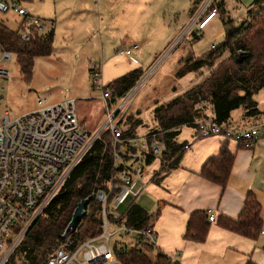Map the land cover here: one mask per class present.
I'll list each match as a JSON object with an SVG mask.
<instances>
[{
  "label": "rangeland",
  "instance_id": "rangeland-1",
  "mask_svg": "<svg viewBox=\"0 0 264 264\" xmlns=\"http://www.w3.org/2000/svg\"><path fill=\"white\" fill-rule=\"evenodd\" d=\"M3 1L10 5L19 2L30 17L41 21L44 32L49 21H54L55 35L51 54L34 59L29 80L21 75L13 53L11 61L1 63L9 74L0 78V111L16 118L38 110V101L54 105L74 100L79 125L90 135L101 131L107 121L101 93L92 87L94 72H99L105 88L132 71L142 72L139 83L122 99L127 101L117 114L119 124L128 116L139 119L141 125L136 131L139 136L156 128L153 120L156 107L168 104L206 78V69L177 77L180 59L188 52L200 57L225 39L216 13V19L199 32L200 39L192 40V32L197 31L196 27H189L192 18L202 11L206 14L214 10L209 11L210 5L206 7L205 2L196 7L189 0ZM252 1L226 0V15L239 25ZM0 24L9 33L18 36L27 33L23 17L13 11L0 13ZM133 46L138 49L126 56L124 52ZM241 111L235 110L233 119ZM159 171L160 167L157 174ZM130 201L128 197L116 207V212L124 214Z\"/></svg>",
  "mask_w": 264,
  "mask_h": 264
},
{
  "label": "trees",
  "instance_id": "trees-1",
  "mask_svg": "<svg viewBox=\"0 0 264 264\" xmlns=\"http://www.w3.org/2000/svg\"><path fill=\"white\" fill-rule=\"evenodd\" d=\"M196 7L206 0H189ZM226 0H212L209 11L214 9L225 34L224 41L218 46L196 57L191 52L180 59L177 77L188 73L208 71L206 78L199 84L185 91L168 104L153 110L155 130L163 133L158 140L163 142L166 151L162 155L159 174H154L157 183L162 175L174 169L183 153V145L176 143L182 127H194L204 118L203 110L209 106L214 121L219 126L226 125L230 115L238 109L244 110V118L260 116L255 96L264 91V0H254L246 10V18L239 25L228 17L224 9ZM209 13V12H208ZM200 39L199 32H192V40ZM54 40L53 23L47 32L36 34L29 42H23L15 33H9L0 24V44L4 51L13 53L21 75L29 80L32 76L34 59L51 54ZM140 70L132 71L106 86L112 103H118L139 83ZM199 105L204 107L199 109ZM141 121L128 116L122 124V137L135 138ZM124 127V128H123ZM112 137L107 131L92 144L81 162L72 171L63 187L45 209L43 215L27 232L18 249L24 264H45L48 256L62 242V235L71 221L72 214L82 200L89 198L83 218L76 224L69 235L74 245L99 234L101 223V203L95 199L99 191H106L112 175ZM234 156L222 151L220 157L210 159L203 166L200 176L221 188H225ZM150 160H148L149 163ZM130 223H142L147 213L138 205L127 212ZM219 224L225 230L254 239L262 228L260 207L257 200L249 195L244 209L237 221L221 218ZM209 230L208 215L196 212L191 215L186 238L203 242ZM151 246L142 248L115 247V259L119 264H173L161 253H156Z\"/></svg>",
  "mask_w": 264,
  "mask_h": 264
},
{
  "label": "built area",
  "instance_id": "built-area-1",
  "mask_svg": "<svg viewBox=\"0 0 264 264\" xmlns=\"http://www.w3.org/2000/svg\"><path fill=\"white\" fill-rule=\"evenodd\" d=\"M211 1H205L206 7ZM9 11L23 17L26 23L27 33L19 36L21 41L29 42L36 34L43 33L39 19L30 17L18 3L10 5L0 0V13ZM214 17L215 10L201 13L193 18L189 27L203 31ZM137 49L133 46L124 54L129 56ZM9 61L11 53L4 51L0 44V78L8 77L9 72L2 68L1 63ZM100 78L99 72L92 74V87L101 93L107 121L94 135L82 130L73 100L54 105L38 101V110L16 118L0 111V264H24L18 249L27 232L105 131L112 137L113 162L107 190L95 194V199L101 203L99 234L74 245L69 236L74 230L70 234L64 232L62 242L48 256L45 264H119L114 255L115 247L122 250L124 246L142 248L147 245L156 250L153 219L148 216L142 223H130L126 217L129 208L121 215L116 212V207L128 197L134 206L146 191L148 160L162 157L166 151L164 143L158 140L163 133L123 138L117 114L122 112L127 100L114 106ZM198 108L203 109L202 105ZM195 126L198 139L221 137L246 149L264 140V124L230 131L219 126L212 115H205ZM207 215L208 221L214 222V213L207 211ZM261 225L259 235L264 236V216Z\"/></svg>",
  "mask_w": 264,
  "mask_h": 264
},
{
  "label": "crops",
  "instance_id": "crops-1",
  "mask_svg": "<svg viewBox=\"0 0 264 264\" xmlns=\"http://www.w3.org/2000/svg\"><path fill=\"white\" fill-rule=\"evenodd\" d=\"M215 19L216 17L206 28ZM50 22L53 23L55 35L54 21H49L45 32L49 30ZM255 100L260 116L244 118L245 112L241 109L239 117L233 119V111L229 122L222 127L238 131L263 125L264 91L260 92ZM113 104L116 106L118 103ZM204 113L211 116V108L207 106ZM153 130L155 128L139 136L136 133V136H146ZM196 132L194 127L180 128L175 139L177 144L184 147L179 164L162 175L157 183L153 181V176L158 173L156 171L161 166L162 157L148 163L146 191L135 205L141 207L146 211L147 217L153 219L152 225L156 232L155 251L169 258L173 264H264V236L249 239L229 232L219 224L222 217L237 221L249 195L259 204L260 218L264 216V140L246 149L221 137L198 139ZM224 150L232 154L234 159L228 182L225 188H221L203 179L200 172L208 160L220 157ZM131 205L132 199L129 209ZM207 211L214 213L215 220L209 222L206 239L197 242L186 238L191 215Z\"/></svg>",
  "mask_w": 264,
  "mask_h": 264
},
{
  "label": "water",
  "instance_id": "water-1",
  "mask_svg": "<svg viewBox=\"0 0 264 264\" xmlns=\"http://www.w3.org/2000/svg\"><path fill=\"white\" fill-rule=\"evenodd\" d=\"M88 203H89V198L84 199L77 204L72 214L71 221L66 227L65 234H70L75 229L76 224L83 218Z\"/></svg>",
  "mask_w": 264,
  "mask_h": 264
}]
</instances>
